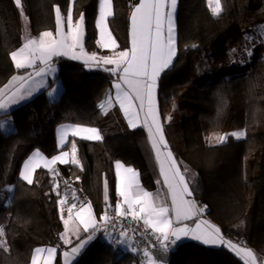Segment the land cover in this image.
<instances>
[{
  "label": "trees",
  "instance_id": "obj_1",
  "mask_svg": "<svg viewBox=\"0 0 264 264\" xmlns=\"http://www.w3.org/2000/svg\"><path fill=\"white\" fill-rule=\"evenodd\" d=\"M99 0H74V19L85 14L84 48L108 53L96 45ZM113 0L109 29L119 45L128 48L129 5ZM137 2V0H135ZM30 31L55 29L53 5L67 13L69 0H21ZM224 11L213 18L206 0H179L176 15L177 55L158 81L157 103L163 131L181 169L195 175L193 198L206 206V216L224 237L242 241L264 258V57L248 73L221 78L227 66L226 50L241 41L244 29L264 23V0H223ZM20 10L14 0H0V88L18 73L9 52L21 45ZM210 40L193 48L199 37ZM56 98L40 92L9 111L13 130L0 129V225L6 227L10 252L0 251V264H30L34 248L61 245L64 231L57 195L51 191L46 169L36 170L38 184L19 179L23 161L39 150L48 158L57 155L56 128L63 123L100 129L102 141L76 140L83 166L59 165L60 179L68 180L90 201L97 217L105 210L104 180L109 182V203L116 202L113 165L116 160L140 173L142 184L155 189L158 171L147 146L145 129H129L115 107L107 114L98 108L115 77L97 67L60 58ZM213 79L209 80V73ZM218 109L220 115L218 116ZM8 116V115H7ZM171 119H167V117ZM247 130L246 139H228L209 145L205 134ZM79 176V181L76 177ZM64 181L60 180V188ZM11 188V192L8 191ZM48 193V195H45ZM98 232L73 264H140L137 257L106 244ZM167 264H243L225 248L191 240L177 243Z\"/></svg>",
  "mask_w": 264,
  "mask_h": 264
},
{
  "label": "snow or ice",
  "instance_id": "obj_2",
  "mask_svg": "<svg viewBox=\"0 0 264 264\" xmlns=\"http://www.w3.org/2000/svg\"><path fill=\"white\" fill-rule=\"evenodd\" d=\"M14 3L20 9L21 17L27 19L21 0H14ZM206 4L213 18L222 15L223 0H206ZM52 7L55 13V31H41L38 36L30 33L23 35L21 45L9 52L14 68L17 72L23 71L25 74L13 75L8 84L0 88V113L8 115L10 121V107L32 97L42 89L47 90L50 98H55L59 88L55 79H47L49 76H55L54 57L64 56L81 60L86 68L104 66L103 70L115 77L112 83L115 96L113 98L110 91L98 108L102 114H107L118 104L129 128L145 129L147 146L159 172L160 179L157 184L162 182V187L167 190L162 192L158 189L155 193L147 191L140 183L137 170L116 160L114 167L117 200L114 206L109 203V182L105 178V210L97 218L91 202L81 200L77 190L68 180H64L65 190L61 194L60 173L56 165H72L83 171L76 138L102 141L104 137L96 127L81 124L58 126L59 154L48 158L39 150L34 151L23 161L19 179L28 185L38 184L34 175L40 168L46 169L50 175L51 191L57 195L56 203L64 226V231L58 234V239L63 245L72 244L70 234L75 235L78 240L70 251L62 253L63 264H71L72 258L78 255L87 243L80 237L81 228L85 233H90L88 241L95 237L96 232L103 231L110 245L121 246L125 251L140 256V264H166L164 257L170 246L175 245L182 237H190L205 245L226 247L239 257L243 264H264V258L258 257L242 241L233 242L226 239L219 227L200 219L206 206H200L195 199L190 198L195 192V175L186 167L181 171L179 162L164 138L160 114L156 107V89L161 73L173 65L177 55L174 19L177 0H138V3L132 0L128 16L130 47L120 51H116L119 45L108 25L109 18L114 16L113 0H99L95 19L99 36L96 45L101 49L111 50L112 55H98L96 52L89 53L85 50V14L80 13L79 17L74 19V0H69L66 15L62 13L59 5L54 4ZM261 36L264 37V32ZM246 39L251 38L246 36ZM248 54L251 55V52L248 51ZM109 65L112 67H106ZM16 82H19V86L15 91L6 94L5 90ZM217 115H220L219 109ZM3 127L5 122H0V128ZM246 135L245 128L223 134L212 133L206 140L209 143L215 141L217 144H223L229 138L244 140ZM69 143L70 151L62 150ZM79 179L77 176L76 180ZM68 189H71L70 195ZM8 191L11 192V188H8ZM122 221H128L127 226ZM186 221H192L194 227ZM132 224L137 227H131ZM129 232L132 235H129ZM146 235L151 236L152 241L145 243L143 248L136 246ZM137 236L140 240H137ZM60 247L58 244L34 248L30 264H54ZM0 251L10 252L4 225H0Z\"/></svg>",
  "mask_w": 264,
  "mask_h": 264
},
{
  "label": "crops",
  "instance_id": "obj_3",
  "mask_svg": "<svg viewBox=\"0 0 264 264\" xmlns=\"http://www.w3.org/2000/svg\"><path fill=\"white\" fill-rule=\"evenodd\" d=\"M178 1L179 0H177V7H176V11H175V13H174V19H175V24H176V15H177V8H178ZM137 3H138V0H137ZM38 36V35H37ZM176 38H177V31H176ZM210 40V35H206V36H204V37H199L197 40H196V42L194 43V44H192V45H190L189 47L190 48H192L193 46H199V45H203V44H205V43H207L208 41ZM130 47V41H129V25H128V48ZM104 50H106V49H104ZM116 51H120V50H116ZM60 58H64V59H67V60H70V59H68V58H66V57H64V56H61V57H54L53 58V63H54V65H55V68H56V72H55V76L54 77H52V76H49V77H47V79L49 80V81H52L53 79H55V81H56V85H57V87L59 88V91H60V83H59V80L56 78L57 77V74H58V72H59V68H58V66H57V60L58 59H60ZM175 59V58H174ZM72 61H75V60H72ZM75 62H79V63H81L82 64V66L86 69V70H93V69H95L96 67L95 66H93V67H91V68H86L85 67V65L83 64V62L81 61V60H79V61H75ZM174 62V61H173ZM106 67H112L111 65H109V66H106ZM25 73L23 72V73H18V74H15V75H24ZM162 74V73H161ZM11 79V78H10ZM9 79V80H10ZM115 79H113L112 81H111V83H110V91H111V94H112V96H113V98H114V96H115V89H113L112 88V83H113V81H114ZM159 81V80H158ZM9 82V81H8ZM8 82L6 83V84H8ZM5 84V85H6ZM4 85V86H5ZM15 85H17V86H15ZM3 86V87H4ZM19 86V82H16V83H14L13 85H11L8 89H6L5 91H6V94H10L14 89H16V87H18ZM2 87V88H3ZM26 87H27V85H26ZM43 91H45L46 92V95H47V90H44V89H42V90H40V91H38V92H36V93H34L33 94V96H35L36 94H38V93H40V92H43ZM59 91L55 94V98L57 97V95H58V93H59ZM109 91V92H110ZM157 91H158V82H157V89H156V107H157V110H158V112H159V109H158V103H157ZM32 96V97H33ZM48 96V95H47ZM32 97H29V98H27V99H25L24 101H21L20 103H18V104H16V105H13V106H11L10 107V109H9V111L11 110V109H13L14 107H17V106H19V105H21V104H23L24 102H26L27 100H29L30 98H32ZM106 97V96H105ZM105 97H104V99H105ZM48 98H50L49 96H48ZM103 99V100H104ZM102 100V101H103ZM101 103V102H100ZM115 108H117L118 110H119V112H120V114L122 115V117H123V119H124V121H125V123H126V125H127V127L129 128V126H128V123H127V121H126V119L124 118V115H123V113L121 112V110H120V108H119V105L118 104H116L115 106H114ZM113 108V107H112ZM111 108V109H112ZM160 121H161V118H160ZM0 122H5V127H3V128H0L1 129V131L5 134V133H8V132H11L12 130H13V124H12V121L10 120L9 121V116H7V115H4L3 113H0ZM63 124H71V123H63ZM161 124H162V122H161ZM60 125H62V124H60ZM59 125V126H60ZM163 126V125H162ZM58 128V127H57ZM57 128H56V146H57ZM137 128H142V127H137ZM137 128H135V129H137ZM129 129H132V128H129ZM144 129V128H143ZM164 132V131H163ZM147 134V133H146ZM164 138H165V135H164ZM72 138L70 137L69 138V140H71ZM76 140H81V139H79V138H76ZM165 140H166V138H165ZM83 141H86V140H83ZM92 142H94V141H92ZM170 149V148H169ZM62 150H64V151H70V143L69 144H67V145H65V147L62 149ZM59 151H60V149H59ZM34 152V151H33ZM32 152V153H33ZM31 153V154H32ZM30 154V155H31ZM58 154H59V152H58ZM155 161V160H154ZM124 164V163H123ZM60 164H57L56 165V168H57V166H59ZM126 166H128V165H126ZM130 167H132V166H130ZM133 168V167H132ZM156 168H157V166H156ZM135 169V168H134ZM113 170H114V176H115V167H114V165H113ZM136 170V169H135ZM157 171H158V168H157ZM181 171H183L182 169H181ZM137 172H138V170H137ZM139 173V172H138ZM115 179H116V177H115ZM139 179H140V183H141V185L147 190V191H150V190H148L143 184H142V182H141V178H140V173H139ZM158 179H160V177H159V172H158ZM60 180H65V179H60ZM69 182V181H68ZM70 184H72L71 182H69ZM72 187L73 188H75L76 189V187L75 186H73L72 185ZM158 189H160L162 192H166L167 190L166 189H164L163 187H162V182H161V184H157V182H156V186H155V189L154 190H152V191H150V192H153V193H155ZM62 190H65V185L63 186V187H61L60 188V192L62 191ZM77 190V189H76ZM68 192H69V195L71 194V189H68ZM116 194V193H115ZM77 195L80 197V193H79V191L77 190ZM191 199H194L193 197H190ZM81 199V198H80ZM81 200H85L84 198H82ZM116 200H117V198H116ZM170 202V201H169ZM198 203V202H197ZM200 205V204H199ZM200 206H203V205H200ZM59 213H60V211H59ZM60 215H61V213H60ZM64 215H65V217H67V213L65 212L64 213ZM98 218V217H97ZM195 219V218H194ZM200 219L201 220H207V221H209V219L207 218V216H206V211H204V213L201 215V217H200ZM210 222V221H209ZM186 223H188L190 226H193L194 227V224H193V222L192 221H186ZM211 223V222H210ZM211 224H213V223H211ZM214 225V224H213ZM216 226V225H215ZM217 227V226H216ZM80 237L81 238H83L84 240H86L87 241V243L85 244V246L82 248V250H81V252L78 254V255H76L74 258H72V260H71V264H73L76 260H77V258L81 255V253L83 252V250L85 249V247L96 237V235L98 234V232H96V235H95V237L93 238V239H91L90 241H88L87 240V238H88V236L90 235V233H85L84 231H83V229L81 228L80 229ZM222 234V233H221ZM70 239H71V241H72V244H70V245H63L62 244V247H63V250L61 251V253H60V264H63V256H62V253L64 252V251H70V249H71V247H73V246H75L77 243H78V240H77V237L75 236V235H71L70 234V237H69ZM226 238V237H225ZM101 239L106 243V244H108V245H110L109 244V242H108V239L106 238V236H105V233L103 232L102 234H101ZM226 239H228V238H226ZM185 240H191V241H194V242H197V243H199V244H202V245H205V244H203L202 242H200V241H197V240H193V239H191L190 237H182L181 238V240H179V241H177V243H180V242H182V241H185ZM229 240H231V239H229ZM231 241H233V240H231ZM233 242H236V241H233ZM110 246H112V245H110ZM137 246V245H136ZM205 246H209V247H216V248H225V249H227V250H229L228 248H226V247H223V246H219V245H205ZM112 248L113 249H115L116 251H119V252H128V251H125V249L123 248V247H121V246H115V247H113L112 246ZM230 251V250H229ZM230 252H232V251H230ZM128 253H130V252H128ZM233 253V252H232ZM234 254V253H233ZM235 255V254H234ZM256 255L258 256V257H260L257 253H256ZM239 258V257H238ZM262 258V257H261ZM240 259V258H239ZM242 261V260H241ZM55 262V261H54Z\"/></svg>",
  "mask_w": 264,
  "mask_h": 264
},
{
  "label": "rangeland",
  "instance_id": "obj_4",
  "mask_svg": "<svg viewBox=\"0 0 264 264\" xmlns=\"http://www.w3.org/2000/svg\"><path fill=\"white\" fill-rule=\"evenodd\" d=\"M252 1L255 3L258 0H252ZM97 14H98V8H97ZM54 16H55V13H54ZM20 23H21V32H22L21 37L23 35L28 34V33L31 34L28 20L22 18L21 15H20ZM261 26H264V23H260L258 25L253 26V27L244 29L242 32L241 41L237 45L230 47L226 50L225 55H226V59H227V66L222 67L221 78L248 73L252 64L255 61H257L258 59H261L264 57V42H262V40H264V37L261 36V33L264 32V28H262ZM54 31H55V29L53 30V32ZM246 36L250 37L251 39L250 40L246 39ZM98 38H99V36H98V31H97V39ZM99 49L104 50L101 48H99ZM246 49L251 52V55L248 54V51H246ZM232 50H236V51L233 52ZM106 51L108 53H106L104 55H112L113 54L112 51L109 49H106ZM66 58L70 59L69 57H66ZM70 60L72 61L73 59H70ZM75 61H79V60H75ZM57 66H58V68L60 67L59 63H57ZM103 67L104 66L99 67L98 69H103ZM208 73H209V80H212L214 77L213 73H211V72H208ZM15 86H17V85H15ZM13 91H15V89ZM212 133L223 134V133H220L218 131L207 132L205 134V139L207 136H209ZM229 139L236 140L235 138H229ZM207 143L209 145H216L217 144V143H215V141H213L211 143H209L207 141ZM63 192H64V190L61 191V194H63ZM1 193H2V191L0 190V195H1ZM80 198L82 199L83 197L80 195Z\"/></svg>",
  "mask_w": 264,
  "mask_h": 264
},
{
  "label": "built area",
  "instance_id": "obj_5",
  "mask_svg": "<svg viewBox=\"0 0 264 264\" xmlns=\"http://www.w3.org/2000/svg\"><path fill=\"white\" fill-rule=\"evenodd\" d=\"M122 223H124V224L127 226L128 221H122ZM131 227H134V228H135V227H137V226H136L135 224H132ZM110 230H111V229H110ZM98 232H103V231H98ZM129 235H132V233L129 232ZM137 240H140V237H139V236H137ZM151 241H152V237L149 236V235H146V238H145L143 241H141L137 246L140 247V248H143V247L145 246V243H149V242H151ZM176 244H177V242H176ZM176 244L170 246L168 253H169L171 250L174 249V247L176 246ZM135 256H136V255H135ZM136 257H137L138 261L140 262L141 257H140V256H136Z\"/></svg>",
  "mask_w": 264,
  "mask_h": 264
},
{
  "label": "water",
  "instance_id": "obj_6",
  "mask_svg": "<svg viewBox=\"0 0 264 264\" xmlns=\"http://www.w3.org/2000/svg\"><path fill=\"white\" fill-rule=\"evenodd\" d=\"M157 255H159V252H157ZM164 259L166 260V264H167L169 259H170V254L167 253L166 256L164 257Z\"/></svg>",
  "mask_w": 264,
  "mask_h": 264
}]
</instances>
